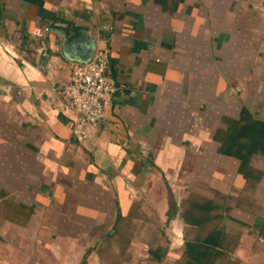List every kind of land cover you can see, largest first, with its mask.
<instances>
[{"label": "crops", "instance_id": "crops-1", "mask_svg": "<svg viewBox=\"0 0 264 264\" xmlns=\"http://www.w3.org/2000/svg\"><path fill=\"white\" fill-rule=\"evenodd\" d=\"M98 39L118 90L86 127L64 88ZM243 111L264 120V0H0V264H188L198 241L264 264V155L254 184L215 138Z\"/></svg>", "mask_w": 264, "mask_h": 264}, {"label": "built area", "instance_id": "built-area-1", "mask_svg": "<svg viewBox=\"0 0 264 264\" xmlns=\"http://www.w3.org/2000/svg\"><path fill=\"white\" fill-rule=\"evenodd\" d=\"M110 63V48L104 39H98L90 60L71 65L64 93L75 114L76 125L94 127L105 116L118 90L110 72Z\"/></svg>", "mask_w": 264, "mask_h": 264}, {"label": "trees", "instance_id": "trees-1", "mask_svg": "<svg viewBox=\"0 0 264 264\" xmlns=\"http://www.w3.org/2000/svg\"><path fill=\"white\" fill-rule=\"evenodd\" d=\"M241 120L244 121V124L240 127L238 124L233 125L228 130L229 135L226 138L224 136L227 132L220 129L216 131L215 138L221 142V146L219 147L220 152L241 159L242 173H244L247 180H251L254 184H257L262 178V171L251 165L250 161L254 155H264V120L253 117L247 111H243ZM209 202L210 200L208 198L192 193L184 205L185 219L199 226L203 225L206 218L201 214L198 215V213L206 210ZM170 203L169 211L172 214L176 203L174 199H171ZM191 212L195 214L191 215ZM214 244L215 242H210L211 247L209 248L215 250ZM206 248L207 246L200 241L197 243H189L187 245V254L189 255L188 264H214L216 256L212 261L205 260V257H202L208 251Z\"/></svg>", "mask_w": 264, "mask_h": 264}, {"label": "water", "instance_id": "water-1", "mask_svg": "<svg viewBox=\"0 0 264 264\" xmlns=\"http://www.w3.org/2000/svg\"><path fill=\"white\" fill-rule=\"evenodd\" d=\"M92 57H90L89 59H85V60H83V59H80V58H77V60H79V61H88V60H90Z\"/></svg>", "mask_w": 264, "mask_h": 264}]
</instances>
